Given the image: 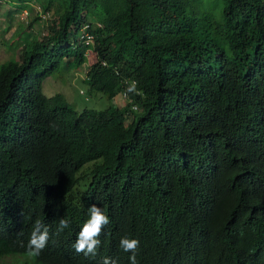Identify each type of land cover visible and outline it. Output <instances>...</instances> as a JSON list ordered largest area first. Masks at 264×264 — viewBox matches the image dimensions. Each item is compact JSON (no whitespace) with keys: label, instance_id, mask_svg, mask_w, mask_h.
I'll return each instance as SVG.
<instances>
[{"label":"trees","instance_id":"1","mask_svg":"<svg viewBox=\"0 0 264 264\" xmlns=\"http://www.w3.org/2000/svg\"><path fill=\"white\" fill-rule=\"evenodd\" d=\"M52 1L0 5L39 4L40 19ZM57 1L45 34L0 65V258L27 255L40 220L49 241L35 264H130L125 236L140 242L137 264H264V0ZM88 50L91 92L110 103L123 60L137 82L127 125L119 106L76 113L41 93ZM92 204L110 223L86 257L72 244Z\"/></svg>","mask_w":264,"mask_h":264},{"label":"rangeland","instance_id":"2","mask_svg":"<svg viewBox=\"0 0 264 264\" xmlns=\"http://www.w3.org/2000/svg\"><path fill=\"white\" fill-rule=\"evenodd\" d=\"M37 6L39 4L35 5L32 3V6H29L28 10L25 11L26 13H16V11H13V6L10 3L0 5V65L6 64L9 61H17L19 63L21 51L26 46L24 44L30 41L33 42V40L45 34L46 26L49 27L48 24L52 20L56 21L61 11L58 1L53 0L46 19L40 20L35 14L41 10L35 8ZM49 19L50 21L48 22ZM85 54L86 61L80 67L74 68L72 64L67 62L64 63V67L62 64L64 61H62L60 63L61 67L53 71L51 75L42 81L40 86L41 93L47 98L61 97L65 105L76 113L91 109L99 111L107 107L108 104L113 107L119 106L120 111L127 114L126 123L124 124L127 125L132 121L133 114L127 111L126 106H124L125 102L117 97L118 93L109 103L102 95L93 91L91 92L87 84L83 82L86 79L84 74H86L87 68H90L97 61V55L93 50H88ZM85 169L86 166L83 167L81 172H85ZM0 264L35 263L33 258L27 255H9L0 258Z\"/></svg>","mask_w":264,"mask_h":264},{"label":"clouds","instance_id":"3","mask_svg":"<svg viewBox=\"0 0 264 264\" xmlns=\"http://www.w3.org/2000/svg\"><path fill=\"white\" fill-rule=\"evenodd\" d=\"M112 68H111V72H112ZM128 93H132L135 95L142 94L137 89L136 81L128 82V86L126 88L125 94ZM136 110L137 109L135 108V113ZM88 213H89L88 219L80 227V230L76 236V240L72 244V248L76 253H82L86 257L88 256L95 257L97 255V249L100 247L101 244L99 237L104 227L110 223V220L109 217L96 204H92L89 207ZM68 227H69L68 219L66 218L59 219L58 225L56 227V235H59L64 229H67ZM48 241H49V227L40 220H37L33 224L32 231L30 233L27 244L24 245L27 256L30 258L38 257L43 251V249L47 246ZM139 245H140L139 240L135 238H129L125 236L119 240V248L125 253H130L129 255L130 264H137L136 255L139 249ZM101 264H116V261L110 257H103Z\"/></svg>","mask_w":264,"mask_h":264},{"label":"built area","instance_id":"4","mask_svg":"<svg viewBox=\"0 0 264 264\" xmlns=\"http://www.w3.org/2000/svg\"><path fill=\"white\" fill-rule=\"evenodd\" d=\"M26 13L25 11H22L21 13ZM47 15H39L40 20L46 19ZM89 29L87 25H84L81 28L80 32V40L84 45L91 44L92 43V36L86 31ZM101 65H104L101 63ZM126 68V62L123 60L121 62H117L113 68L112 72L113 74L118 78V84L120 86V90L118 92V98L125 102V106L127 107V111L131 114L135 112V106H133L132 101L128 98V94H125L126 88L128 86V82L133 81L125 78L123 76L122 70Z\"/></svg>","mask_w":264,"mask_h":264}]
</instances>
